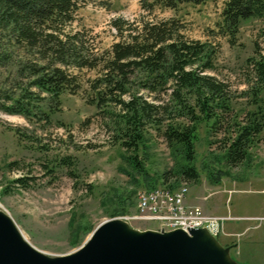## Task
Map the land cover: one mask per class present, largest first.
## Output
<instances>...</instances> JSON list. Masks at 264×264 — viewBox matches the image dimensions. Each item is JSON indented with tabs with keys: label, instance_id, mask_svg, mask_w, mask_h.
<instances>
[{
	"label": "rangeland",
	"instance_id": "obj_1",
	"mask_svg": "<svg viewBox=\"0 0 264 264\" xmlns=\"http://www.w3.org/2000/svg\"><path fill=\"white\" fill-rule=\"evenodd\" d=\"M76 1L75 19L65 32L79 34L82 48L101 65L95 69L68 67L76 84L57 104L33 89L38 100L35 110L49 114L45 118L38 114L26 120L0 113V203L4 213L38 251L50 257L64 256L76 251L90 235L80 233L79 243L73 245V224H89L93 231L105 220L133 218L138 214L139 194L151 185L162 188L166 181L177 190H189V205L230 219L218 240L231 248L237 263L264 264V140L251 149L248 162L231 168L216 146L209 147V128L202 123L193 162L198 178L190 179L179 173L184 161L162 131L167 124L188 122L176 113L173 83L150 93L139 87V78L134 79L123 100L136 94L166 106L154 123L145 126L148 140L140 147L138 158L146 172L141 174L122 157L134 153H125L115 142L111 119L118 107L110 102L98 106L96 92L102 87L93 90L114 44L128 42L129 35H137L145 24L167 23L176 38L213 48V70L204 73L200 65L188 70L213 76L223 84L234 115L245 120L254 109L250 60L264 54V21L243 23L240 33L231 39L220 27L227 0L180 4L175 9L160 0ZM115 22L120 29L113 25ZM5 76L0 73V83ZM212 137L213 141L218 138ZM127 223L141 231L156 227L137 220Z\"/></svg>",
	"mask_w": 264,
	"mask_h": 264
},
{
	"label": "trees",
	"instance_id": "obj_2",
	"mask_svg": "<svg viewBox=\"0 0 264 264\" xmlns=\"http://www.w3.org/2000/svg\"><path fill=\"white\" fill-rule=\"evenodd\" d=\"M160 1L175 9L180 4L200 5L213 0ZM77 9L76 0H0V73L2 77L6 75L0 83V113L26 120L38 114L45 118L49 114L35 110L38 100L33 89L57 104L60 96L76 84V77L67 71L68 67L95 69L101 65L82 48L79 34L65 32ZM253 19L264 21V0H227L220 27L235 39L241 25ZM113 25L121 28L118 22ZM129 37L128 42L111 47L101 66L102 74L93 82L94 91L102 87L96 92L97 105L110 102L118 107L111 125L115 142L125 153H134L122 156L129 167L141 174L146 172L138 158L140 147L148 140L145 126L154 123L156 115L166 110L165 105L151 103L136 94L128 100L122 99L133 85L131 82L138 78L139 87L150 93L173 83L171 95L177 103L176 113L188 122L167 124L162 131L169 146L184 161L179 173L190 179L198 178L193 162L198 126L202 123L209 128V147H217L227 166L235 168L248 162L251 149L264 140V54L250 60L254 109L241 120L234 115L223 84L213 76L188 70L196 65L204 73L213 70L216 53L213 48L176 38L167 23L145 24L137 35ZM222 131L223 137L219 138ZM214 135L218 137L215 141ZM163 185L166 190L178 189L166 181ZM157 188L151 185L147 190ZM88 225L81 222L72 225L73 245L79 243L80 233L84 236L91 233Z\"/></svg>",
	"mask_w": 264,
	"mask_h": 264
},
{
	"label": "water",
	"instance_id": "obj_3",
	"mask_svg": "<svg viewBox=\"0 0 264 264\" xmlns=\"http://www.w3.org/2000/svg\"><path fill=\"white\" fill-rule=\"evenodd\" d=\"M0 264H239L206 229L171 232L131 228L122 219L101 222L74 252L50 257L22 236L0 211Z\"/></svg>",
	"mask_w": 264,
	"mask_h": 264
},
{
	"label": "built area",
	"instance_id": "obj_4",
	"mask_svg": "<svg viewBox=\"0 0 264 264\" xmlns=\"http://www.w3.org/2000/svg\"><path fill=\"white\" fill-rule=\"evenodd\" d=\"M187 196L188 194L178 195V190L163 191L162 188L143 191L138 196V214L133 218H125L124 221L137 220L156 224L151 229L164 232L182 230L189 233L191 230L206 229L218 239L225 223L230 219L209 215L202 207L189 205ZM0 211L4 212L1 203Z\"/></svg>",
	"mask_w": 264,
	"mask_h": 264
},
{
	"label": "bare ground",
	"instance_id": "obj_5",
	"mask_svg": "<svg viewBox=\"0 0 264 264\" xmlns=\"http://www.w3.org/2000/svg\"><path fill=\"white\" fill-rule=\"evenodd\" d=\"M163 191H170V190H166V189L164 190L163 189ZM186 194H188V189L187 188L184 187L181 190H178V195H186Z\"/></svg>",
	"mask_w": 264,
	"mask_h": 264
}]
</instances>
